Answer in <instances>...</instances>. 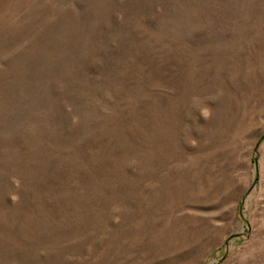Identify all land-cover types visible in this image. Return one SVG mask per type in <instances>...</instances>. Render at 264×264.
Instances as JSON below:
<instances>
[{
  "label": "rangeland",
  "instance_id": "obj_1",
  "mask_svg": "<svg viewBox=\"0 0 264 264\" xmlns=\"http://www.w3.org/2000/svg\"><path fill=\"white\" fill-rule=\"evenodd\" d=\"M0 264H264V0H0Z\"/></svg>",
  "mask_w": 264,
  "mask_h": 264
}]
</instances>
